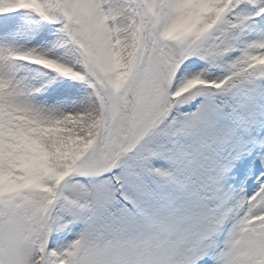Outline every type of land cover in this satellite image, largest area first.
I'll list each match as a JSON object with an SVG mask.
<instances>
[{
	"label": "snow or ice",
	"instance_id": "1",
	"mask_svg": "<svg viewBox=\"0 0 264 264\" xmlns=\"http://www.w3.org/2000/svg\"><path fill=\"white\" fill-rule=\"evenodd\" d=\"M0 264H264V0H0Z\"/></svg>",
	"mask_w": 264,
	"mask_h": 264
}]
</instances>
